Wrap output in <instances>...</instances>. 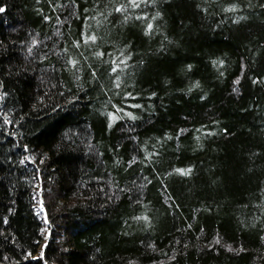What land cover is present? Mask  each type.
<instances>
[{
    "label": "trees",
    "instance_id": "16d2710c",
    "mask_svg": "<svg viewBox=\"0 0 264 264\" xmlns=\"http://www.w3.org/2000/svg\"><path fill=\"white\" fill-rule=\"evenodd\" d=\"M0 9V264H264V0Z\"/></svg>",
    "mask_w": 264,
    "mask_h": 264
},
{
    "label": "rangeland",
    "instance_id": "374dc122",
    "mask_svg": "<svg viewBox=\"0 0 264 264\" xmlns=\"http://www.w3.org/2000/svg\"><path fill=\"white\" fill-rule=\"evenodd\" d=\"M40 202H41V200L40 199H38ZM40 208H41V210L44 208L43 207V203H40ZM44 224H45V221H44ZM44 227H46V225H44ZM44 233L46 234V231H44ZM42 245H43V242L40 244V246L38 247V251H37V254H39L41 251H42Z\"/></svg>",
    "mask_w": 264,
    "mask_h": 264
},
{
    "label": "built area",
    "instance_id": "2783aa9c",
    "mask_svg": "<svg viewBox=\"0 0 264 264\" xmlns=\"http://www.w3.org/2000/svg\"><path fill=\"white\" fill-rule=\"evenodd\" d=\"M38 199H39V198H38ZM38 199H37L36 207L38 208V211L40 212L41 217L44 218V216H43V211H42L41 208H40V201H39Z\"/></svg>",
    "mask_w": 264,
    "mask_h": 264
},
{
    "label": "bare ground",
    "instance_id": "6f19581e",
    "mask_svg": "<svg viewBox=\"0 0 264 264\" xmlns=\"http://www.w3.org/2000/svg\"><path fill=\"white\" fill-rule=\"evenodd\" d=\"M37 211H38V208H37ZM42 211H43V209H42ZM39 212V211H38ZM40 213V212H39Z\"/></svg>",
    "mask_w": 264,
    "mask_h": 264
},
{
    "label": "snow or ice",
    "instance_id": "6c2138e0",
    "mask_svg": "<svg viewBox=\"0 0 264 264\" xmlns=\"http://www.w3.org/2000/svg\"><path fill=\"white\" fill-rule=\"evenodd\" d=\"M0 11H2V9H0Z\"/></svg>",
    "mask_w": 264,
    "mask_h": 264
}]
</instances>
